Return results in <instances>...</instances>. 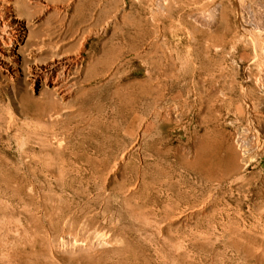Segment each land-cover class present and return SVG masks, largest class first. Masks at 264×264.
I'll return each instance as SVG.
<instances>
[{"label":"rangeland","instance_id":"obj_1","mask_svg":"<svg viewBox=\"0 0 264 264\" xmlns=\"http://www.w3.org/2000/svg\"><path fill=\"white\" fill-rule=\"evenodd\" d=\"M230 23L228 38L238 30L233 13ZM216 28L219 36L223 23ZM113 30L88 37L84 56L102 57ZM198 32L169 36L161 50L180 87L193 91L201 75L214 73L212 118L180 88L156 99L148 118L129 112L128 94L153 85L133 53L121 56L115 78L91 66L82 85L93 88L60 106L61 115L51 113L52 99L48 110L27 109L24 98L33 94L24 77L11 80L0 69V264H264V103L255 98L264 95L257 87L263 66L245 70L251 50L234 36L200 70ZM223 131L231 142L244 137L261 164L249 165L244 179L202 185L183 154L193 157L200 139L211 145Z\"/></svg>","mask_w":264,"mask_h":264},{"label":"bare ground","instance_id":"obj_2","mask_svg":"<svg viewBox=\"0 0 264 264\" xmlns=\"http://www.w3.org/2000/svg\"><path fill=\"white\" fill-rule=\"evenodd\" d=\"M227 1H232L235 6L229 7L226 0H0V69L11 80L24 77L33 94V97L24 95L27 109L33 104H44L43 109L48 110L47 100L52 99L57 108L51 113L59 115L63 111L62 105L69 104V107L77 96L93 88V85H82L84 81H91V66L101 67L102 74L108 79L115 78L126 62L121 56L133 53L134 58L148 66V77L155 87L152 85L148 91L128 94L129 112L136 114L142 111L148 118L154 111L151 108L156 99L180 88L188 95L194 92L196 104L204 105L205 113L211 117L217 100L214 73L205 72L208 74L206 77L201 75L193 91L187 86L180 87L172 78L175 66L161 47L169 44V36L181 31L197 33L199 30L204 45L199 55L200 70L205 71L213 61L212 50L225 52L236 36L251 50L246 56L249 64L245 70L254 63L263 66H260L262 75L257 87L259 93H264V0ZM232 13L238 30L228 38L232 32ZM176 18L183 24L176 27L173 23ZM54 19H57L55 25ZM219 21L223 23V31L218 36L216 25ZM112 24L114 30L103 43L102 57L94 61L85 57L88 37L106 34ZM197 24L205 26L209 32L201 31ZM24 62L25 71L21 67ZM109 84V80L102 81L103 89ZM246 90L254 95L257 93L243 85V91ZM153 92L155 96H152ZM255 98L264 103V95ZM162 121L169 122L167 114L162 116ZM219 135V142L208 146L200 139L193 147V157L189 151L183 154L186 166L205 186H211L220 177L232 178L233 181L244 179L243 172L249 165L253 162L261 164L244 137L236 136L231 142L227 132ZM261 147L257 145L258 150ZM255 176L252 174L248 178Z\"/></svg>","mask_w":264,"mask_h":264}]
</instances>
